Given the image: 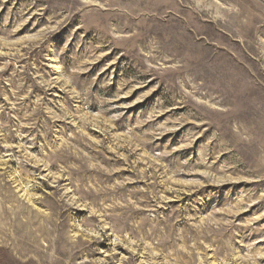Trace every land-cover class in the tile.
Wrapping results in <instances>:
<instances>
[{
    "label": "rangeland",
    "instance_id": "374dc122",
    "mask_svg": "<svg viewBox=\"0 0 264 264\" xmlns=\"http://www.w3.org/2000/svg\"><path fill=\"white\" fill-rule=\"evenodd\" d=\"M0 264H264V0H0Z\"/></svg>",
    "mask_w": 264,
    "mask_h": 264
}]
</instances>
